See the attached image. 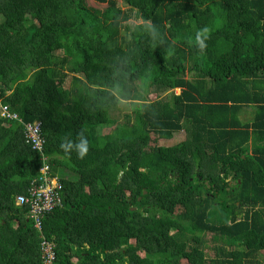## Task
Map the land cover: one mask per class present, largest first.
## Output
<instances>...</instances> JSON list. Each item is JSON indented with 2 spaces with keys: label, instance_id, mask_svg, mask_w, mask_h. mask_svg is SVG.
Returning a JSON list of instances; mask_svg holds the SVG:
<instances>
[{
  "label": "trees",
  "instance_id": "obj_1",
  "mask_svg": "<svg viewBox=\"0 0 264 264\" xmlns=\"http://www.w3.org/2000/svg\"><path fill=\"white\" fill-rule=\"evenodd\" d=\"M0 94V264H264V0H0Z\"/></svg>",
  "mask_w": 264,
  "mask_h": 264
},
{
  "label": "built area",
  "instance_id": "obj_2",
  "mask_svg": "<svg viewBox=\"0 0 264 264\" xmlns=\"http://www.w3.org/2000/svg\"><path fill=\"white\" fill-rule=\"evenodd\" d=\"M0 118L18 122L21 120L18 115L11 112L7 105L2 104L0 94ZM40 125L38 123L26 124L23 126L24 139L26 143L31 144L32 149L40 153L43 151V141L40 137ZM62 186L56 176L52 175L49 163L45 162L39 170V179L34 180L28 189V197L18 196L16 198L17 206L26 205L29 209V217L34 222V227L41 230V218L62 207ZM41 259L43 264H53L55 260V251L53 243L42 239L40 242Z\"/></svg>",
  "mask_w": 264,
  "mask_h": 264
},
{
  "label": "rangeland",
  "instance_id": "obj_3",
  "mask_svg": "<svg viewBox=\"0 0 264 264\" xmlns=\"http://www.w3.org/2000/svg\"><path fill=\"white\" fill-rule=\"evenodd\" d=\"M95 6L96 7H99L97 4H95ZM174 93L175 94H178L179 93V90H175ZM252 111L253 110L251 108L250 109L243 110L242 114L239 115L240 120L242 122H246V121L251 120V118H252ZM128 112L130 113V111H128ZM123 113H126V111L125 112H120V110L114 109V110H112L110 112L109 117L111 119H113V120L119 121V120L122 119ZM184 138H185V134H184V132H181V133L175 135V137L172 140H170V141H162V140L159 141L158 142V145L159 146H163V147H171V146H174V145L182 142L184 140ZM61 169H63V167L62 168H59V170H61ZM175 212L176 213L177 212H180L179 208L175 209ZM207 236L209 237V236H211V234H208ZM206 256L207 257H210V256L212 257L213 256V253L210 252L209 250H207L206 251ZM261 258L264 259V255H263V257L261 256ZM182 264H185V263H182Z\"/></svg>",
  "mask_w": 264,
  "mask_h": 264
},
{
  "label": "clouds",
  "instance_id": "obj_4",
  "mask_svg": "<svg viewBox=\"0 0 264 264\" xmlns=\"http://www.w3.org/2000/svg\"><path fill=\"white\" fill-rule=\"evenodd\" d=\"M84 151H85V152L87 151V148H86V146H84Z\"/></svg>",
  "mask_w": 264,
  "mask_h": 264
}]
</instances>
